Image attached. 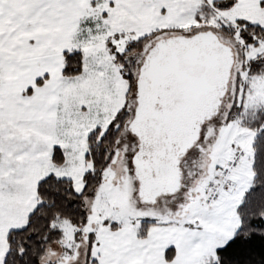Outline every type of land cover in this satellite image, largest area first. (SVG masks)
<instances>
[{
  "label": "snow or ice",
  "instance_id": "obj_1",
  "mask_svg": "<svg viewBox=\"0 0 264 264\" xmlns=\"http://www.w3.org/2000/svg\"><path fill=\"white\" fill-rule=\"evenodd\" d=\"M0 264H264V0H0Z\"/></svg>",
  "mask_w": 264,
  "mask_h": 264
}]
</instances>
